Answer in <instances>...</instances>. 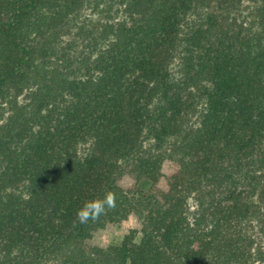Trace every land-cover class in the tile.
<instances>
[{"label": "trees", "instance_id": "trees-1", "mask_svg": "<svg viewBox=\"0 0 264 264\" xmlns=\"http://www.w3.org/2000/svg\"><path fill=\"white\" fill-rule=\"evenodd\" d=\"M0 264H264V0H0Z\"/></svg>", "mask_w": 264, "mask_h": 264}, {"label": "rangeland", "instance_id": "rangeland-1", "mask_svg": "<svg viewBox=\"0 0 264 264\" xmlns=\"http://www.w3.org/2000/svg\"><path fill=\"white\" fill-rule=\"evenodd\" d=\"M171 171L172 168L168 164H165L162 168V173L165 177ZM118 184L121 188L127 189L133 185V181L128 177H123ZM159 188L162 190L166 189L164 179L159 182ZM139 229L138 221L133 216H130L118 225H108L102 230L93 232L86 244L91 247L106 248L108 245L118 243L130 231H139Z\"/></svg>", "mask_w": 264, "mask_h": 264}, {"label": "clouds", "instance_id": "clouds-1", "mask_svg": "<svg viewBox=\"0 0 264 264\" xmlns=\"http://www.w3.org/2000/svg\"><path fill=\"white\" fill-rule=\"evenodd\" d=\"M115 205V195L108 193L102 200H93L86 202L83 207L77 212V220L84 224L90 220H96L104 214L106 208Z\"/></svg>", "mask_w": 264, "mask_h": 264}]
</instances>
